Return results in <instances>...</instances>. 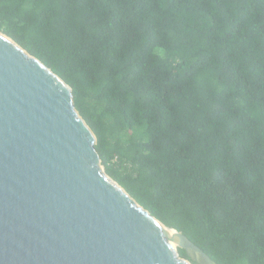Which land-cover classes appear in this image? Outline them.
Wrapping results in <instances>:
<instances>
[{
	"label": "trees",
	"instance_id": "trees-1",
	"mask_svg": "<svg viewBox=\"0 0 264 264\" xmlns=\"http://www.w3.org/2000/svg\"><path fill=\"white\" fill-rule=\"evenodd\" d=\"M0 32L71 86L140 206L264 264V0H0Z\"/></svg>",
	"mask_w": 264,
	"mask_h": 264
},
{
	"label": "water",
	"instance_id": "water-1",
	"mask_svg": "<svg viewBox=\"0 0 264 264\" xmlns=\"http://www.w3.org/2000/svg\"><path fill=\"white\" fill-rule=\"evenodd\" d=\"M96 145L71 86L0 32V264H217L109 177Z\"/></svg>",
	"mask_w": 264,
	"mask_h": 264
},
{
	"label": "bare ground",
	"instance_id": "bare-ground-1",
	"mask_svg": "<svg viewBox=\"0 0 264 264\" xmlns=\"http://www.w3.org/2000/svg\"><path fill=\"white\" fill-rule=\"evenodd\" d=\"M172 234H174V232H171Z\"/></svg>",
	"mask_w": 264,
	"mask_h": 264
}]
</instances>
